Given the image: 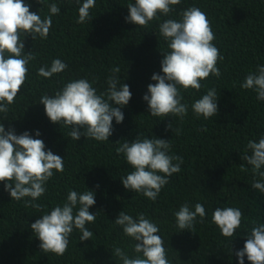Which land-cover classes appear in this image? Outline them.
<instances>
[{"label": "trees", "instance_id": "trees-1", "mask_svg": "<svg viewBox=\"0 0 264 264\" xmlns=\"http://www.w3.org/2000/svg\"><path fill=\"white\" fill-rule=\"evenodd\" d=\"M24 2L41 18L50 14L49 4H57L61 11L52 16L47 39L21 35L24 54L32 52L36 58L29 63L28 78L7 116L0 113V124L6 132L11 129L20 135L27 131L32 138L42 139L46 151L64 158V171L54 173L44 195L35 201L44 206L43 211L26 207L29 197L12 199L0 182V264H121L113 256L115 247L136 255V242L114 223L121 211L134 218L144 213L157 224L171 264H239L235 253L243 249L250 221L264 223V193L252 188L251 166L241 158L249 140L258 142L264 136V100H258L254 90L240 87L257 65L264 66V0H181L172 13L146 28L126 20L127 5L135 0H95L85 23L77 22L80 4L76 0H45L43 5L38 0ZM192 6L200 8L211 22L213 43L223 57L217 64L221 75L201 81L199 91L180 89L182 103L189 105L183 120L153 117L143 96L148 85L155 83L152 75H163L161 60L169 51L159 24L179 20L180 12ZM56 58L67 64L63 72L51 78L37 74ZM114 67L120 68V84H127L132 96L121 108L123 122L117 124L113 119L108 141L83 135L73 140L68 135L71 127L49 120L39 103L41 96H54L66 83L81 78L93 82L98 93L105 92ZM211 88L217 89L216 116L196 117L192 103ZM175 129H180L179 134ZM138 135L169 141V154L183 157L181 171L168 178L154 202L122 184V177L133 169L123 154L116 153L117 142H132ZM241 165L247 170H241ZM72 190L94 193L96 203L89 211L96 214V220L86 224L93 236L80 241L81 233L74 229L62 256L44 253L31 224L62 205ZM185 203L193 209L201 203L206 216L203 222L197 217L194 229L181 231L174 213ZM224 207L239 208L243 214L241 227L231 238L224 237L211 221L213 211ZM244 264H250L246 256Z\"/></svg>", "mask_w": 264, "mask_h": 264}, {"label": "clouds", "instance_id": "clouds-1", "mask_svg": "<svg viewBox=\"0 0 264 264\" xmlns=\"http://www.w3.org/2000/svg\"><path fill=\"white\" fill-rule=\"evenodd\" d=\"M38 2L43 5L45 0ZM76 2L80 4L77 22L85 23L91 18L90 9L95 6V0ZM180 3L181 0H135V3L127 5L129 15L126 20L146 28L151 21L159 20L160 16H168L173 12V6ZM48 8L50 14L41 18L40 14L30 11V5L24 0H0V113L5 117L28 78L29 63L36 58L32 52L24 54L25 45L21 35H31L33 40L37 36L47 39L52 16L61 11L55 3L49 4ZM159 33L167 42L169 51L164 53L161 60L163 75H152L155 83L148 85L143 100L147 102L151 116H175L183 120L188 114L189 105L182 103L180 89L199 91L201 81L210 75L219 77L221 72L217 64L223 57L213 43L216 37L211 22L198 7L182 10L179 20H164L159 24ZM66 68L67 64L56 58L50 66L40 67L37 74L51 78ZM120 71L119 67L111 69L112 75L107 79L105 92L98 93L93 82L81 78L69 81L54 96H41L39 103L43 104L45 114L52 123L71 127L68 133L71 139L79 140L83 135L98 142L108 141L113 133V119L117 124L123 122L121 108L128 105L132 96L129 86L120 84L117 75ZM240 87L254 90L257 99L264 100V66L257 65L256 71L247 74ZM217 99V89L211 88L192 103L191 109L196 117L209 119L218 112ZM112 102L120 107H114ZM174 131L179 134L180 129ZM39 135L37 131L36 136ZM117 143L116 153L123 154L133 169L122 177L124 188L156 201L162 188L169 183L168 178L181 171L183 157L170 155V142L161 138H141L138 135L132 142L124 140L122 144ZM241 158L251 166L254 176L252 188L264 193V136L258 142L249 140ZM241 170L247 169L241 165ZM63 171L64 158L51 150L46 151L42 139L32 138L27 131L20 135L11 129L6 132L3 124H0V182L4 183L12 199L21 201L29 197L25 206L43 211L44 206L35 201L44 195L46 184L54 173ZM257 176L259 179H255ZM95 203L92 191L78 193L72 190L62 205L57 204L50 212H44L31 224V229L40 240L41 250L62 256L68 249L69 237L74 229L81 233L80 241L91 239L93 233L86 224L96 220V214L89 211ZM174 216L181 231L192 230L197 217L203 222L206 210L201 203H196L194 209L185 203ZM242 219L241 210L235 207L216 208L211 217L212 223L226 238L236 235ZM114 223L136 242L133 246L134 256L121 247L112 250L113 256L121 264H171L159 235V227L144 213L134 218L121 211ZM250 223L251 229L243 249L235 254L239 264H244L245 256L250 264H264V223L258 220Z\"/></svg>", "mask_w": 264, "mask_h": 264}]
</instances>
